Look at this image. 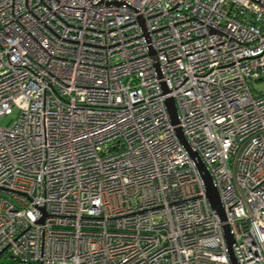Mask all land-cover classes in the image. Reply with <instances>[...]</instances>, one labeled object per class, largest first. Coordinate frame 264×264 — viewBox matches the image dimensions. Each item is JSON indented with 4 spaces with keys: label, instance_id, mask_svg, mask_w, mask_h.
<instances>
[{
    "label": "built area",
    "instance_id": "1",
    "mask_svg": "<svg viewBox=\"0 0 264 264\" xmlns=\"http://www.w3.org/2000/svg\"><path fill=\"white\" fill-rule=\"evenodd\" d=\"M256 81L264 0H0V257L264 264Z\"/></svg>",
    "mask_w": 264,
    "mask_h": 264
},
{
    "label": "water",
    "instance_id": "2",
    "mask_svg": "<svg viewBox=\"0 0 264 264\" xmlns=\"http://www.w3.org/2000/svg\"><path fill=\"white\" fill-rule=\"evenodd\" d=\"M166 105H167L170 120L173 123H175L177 121V117H176V110H175L173 99L168 98L166 100ZM177 130H178V135L181 138L182 142L184 143L185 147L188 148L185 140L182 137L181 131L179 129H177ZM191 156H192V158L196 164V167L198 169L200 177L204 183L206 197L208 199L210 206L218 213L220 218L223 219L224 218L223 209H222V206L219 202L217 191H216L215 187L213 186L212 179H211L209 172L205 168L204 164L202 163L200 157L198 156V154L196 152H191ZM224 235H225V239H226V245H227L228 251H229V256H228L229 260H230L231 264H238L233 253H232V251H231L232 237H231V234L229 232L228 226H226V225L224 227Z\"/></svg>",
    "mask_w": 264,
    "mask_h": 264
},
{
    "label": "rangeland",
    "instance_id": "3",
    "mask_svg": "<svg viewBox=\"0 0 264 264\" xmlns=\"http://www.w3.org/2000/svg\"><path fill=\"white\" fill-rule=\"evenodd\" d=\"M254 88L257 90H264V82L263 81H256L253 84ZM17 115V111L14 110L10 115H5L0 118V125L2 126H9L15 116ZM0 264H15L10 257L7 256H1L0 257Z\"/></svg>",
    "mask_w": 264,
    "mask_h": 264
}]
</instances>
